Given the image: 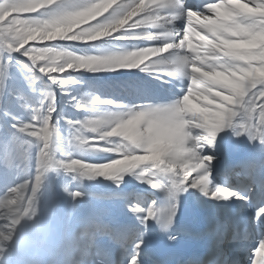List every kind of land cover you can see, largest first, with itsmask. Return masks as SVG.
I'll return each instance as SVG.
<instances>
[{
  "label": "rangeland",
  "instance_id": "374dc122",
  "mask_svg": "<svg viewBox=\"0 0 264 264\" xmlns=\"http://www.w3.org/2000/svg\"><path fill=\"white\" fill-rule=\"evenodd\" d=\"M181 3L184 9L202 8L193 7L192 0ZM212 5L222 12L205 13L210 19L231 23L238 12L246 19L219 31L207 27L206 21L211 20L202 19L200 24L189 18L186 23L185 16L176 25L187 34L185 44L196 46H186L185 53L187 63L194 55L200 57L192 65L200 80L210 82L203 74L216 70L229 76L222 82L211 80L216 87L194 82L193 91L199 97L196 104L204 107L208 100V109L212 110L200 113L201 117L223 119L219 133L237 136L226 120L229 111L237 108L221 101L229 95L224 89L243 90L246 101H260L264 89V0H233L232 4L219 0ZM56 9L66 11L57 14ZM120 9L125 11L117 15ZM147 11L146 4L139 0H0V264L20 225L29 219L46 220L55 227L53 230L62 233L59 237L69 244L64 247H68L71 258L73 249H80L82 244L88 246L86 255L91 253L96 236L104 230L101 219L105 207L107 212L110 207L122 215L125 211L134 213L136 206L146 209V198L136 194L144 184L124 163L147 153L145 145L151 137L141 129H133L135 133L124 130L134 127L129 121H135L132 116L144 109L143 105L158 102L166 94L172 97L163 100L173 103L184 96L185 87L193 86L188 84L185 67L178 68V81H170L162 75L164 64L155 62L156 57L148 53L145 39L157 27L151 26L153 31L141 23L140 13ZM40 32L51 37L39 38ZM225 40L242 45L237 61L229 57L234 47ZM25 46L28 57L18 51ZM36 109L39 113L34 115ZM21 121L22 132L18 127ZM194 130L196 137L206 131L197 126ZM216 149L215 144L202 151L215 157ZM25 156L32 158V177ZM52 159L54 170L49 171L47 163ZM108 169L116 170L108 180L112 184L96 179ZM213 173L219 172L215 168ZM102 186L114 188V192H104ZM77 192L81 193L79 197ZM156 195L152 191L148 197ZM52 219H57L59 228ZM76 228L80 236L74 238ZM134 235L133 228L130 239ZM254 247L260 256L264 248L259 242Z\"/></svg>",
  "mask_w": 264,
  "mask_h": 264
},
{
  "label": "bare ground",
  "instance_id": "6f19581e",
  "mask_svg": "<svg viewBox=\"0 0 264 264\" xmlns=\"http://www.w3.org/2000/svg\"><path fill=\"white\" fill-rule=\"evenodd\" d=\"M139 1H143L148 7V9L153 4L156 3V0H139ZM229 1H230V4H232L233 0H229ZM233 4H236V3L233 2ZM242 6H245V5H242ZM201 7L203 8V6ZM209 8L212 9V14H217L218 11L222 12L217 5L211 4L209 5ZM161 15H166V13H161ZM188 15H189V18L196 19L197 21H199L200 24L203 23L202 19L211 20V21H206V25L208 28H212L216 30L215 26L217 25V22H218L217 20L210 19L207 16L199 17V16H196V14H193V12H190ZM183 17H184L183 15H180L172 22H169L168 24H165L163 26L158 24L155 21V19L150 16L143 15L140 18L141 23L149 25L148 28L150 30H153V31L155 30L154 27H151V26L157 27L156 30L154 31V34L149 33V36L146 37L145 43L148 45V48L146 49L149 54H152L153 57H156L155 62L158 61V64H161V63L164 64L166 70H164L162 75L166 77H170V81H171V78L174 81H178L177 80L178 78H176V76L178 75V71H177L178 68L182 66L185 67V65L187 64L189 60L187 59L185 60L184 63L181 64V63H178L176 59L170 58L169 55L174 51H178L180 54L186 55L185 53L186 46L191 47L192 49L194 48L196 49L195 45L189 46L185 44L186 42L185 38L187 34L186 33L182 34L181 31L178 29V28H181L182 26L176 25L177 23L178 24L182 23L179 20H181L180 18H183ZM219 21H223V20H219ZM177 30L180 31L178 35L176 33ZM166 33L171 34L172 37L169 39H166L165 37ZM157 35H160V36H157ZM158 38H160V40H158ZM170 39L175 41L173 45L180 44L181 40L183 41V43L181 44L178 50L169 49L167 52L160 54V51H164L161 49V47L163 46L164 43L169 42ZM225 41H226L225 43L227 44L230 43V41L229 43L227 40ZM244 45L247 46L246 44ZM232 46L234 47V49L232 51V54H229L230 56L229 55L228 56L232 57L234 60L237 61L238 60L237 57H239L240 55L238 50L242 47V45L236 44ZM204 66H207V65H204ZM203 75L205 76L204 78L210 79V82L211 80H214L215 82L217 81L222 82L225 79H229V76H226L219 70H216L214 74L207 73L205 75L204 73ZM230 81L231 80H229V82ZM196 82L200 86L203 84L201 80L200 81L196 80ZM194 84L195 83H193V86H191L192 87L191 89H189L188 87H185L184 96H180L176 98V100L173 103L167 102V104L165 103L157 104V102H155L153 104L151 103L150 105H143L144 109H142L139 112H143L144 116L138 120L131 122V124L134 127H128V128H125L124 130L126 132L132 133L134 132L133 129H141L146 134L150 135L151 139H148V142L145 145L146 146L145 149H147L148 152L140 155L135 160L130 159L126 161L124 163V167L127 170H129V172L131 171L137 172L136 179L139 182L144 184V186H142V188L139 190L146 192V195H150L152 191H156L157 195H161L164 207L168 206V204L171 201V198L167 195V191H166L167 186H169L171 183L168 180L167 175L163 173L160 174L158 178V186H153L149 184L147 180L149 178H154L157 172H163V170L165 169H174L176 167V162H175L173 153L176 152L177 150L183 151L187 148L192 147V142L196 138V135L193 133L195 131L194 126L201 127V125H206L208 128H212V127H215L217 124L221 123L219 119H215V118L208 119L206 117H201L200 113L208 114L212 110L210 111L208 109V106L210 105L208 100L205 102L206 106L204 107H200L198 104H196V102L199 101V97L197 95L198 92L196 93L193 91ZM171 95L170 97H172ZM222 135L223 134L218 133L216 137V141H215V144L217 145V148L219 149L218 154L220 155V157H225V158L233 157L234 159L241 158L243 159V162H248L249 157L255 156L254 162H255L256 169L261 167L260 160L264 158V146L259 145L258 138L255 140H252V139H249L248 135L247 136L242 135L239 140L234 141L235 145L233 146V148L230 151L227 149L226 153H224L223 152L224 138ZM238 143H240L241 145L237 147ZM216 152H217V149H216ZM217 160H219L218 166L221 167L224 164V161L223 160L221 161L220 159H217ZM53 162H54V159L50 160V162L47 163V165L49 166L48 168L49 171L54 170ZM135 162L138 163L139 168L137 167ZM128 164H132V166H128ZM143 165H147V168L142 167ZM134 168H136L137 170H135ZM221 169H224V168L221 167ZM216 171L218 172L217 169ZM115 172L116 170H113V169L105 170L100 175L96 176V179H102L103 181H108L114 175ZM213 174H214L213 169H210L209 188L214 190V187L217 185L226 187L228 190L238 192L242 195L247 196L248 200L241 199L238 197H213L210 195V193H206L205 191L201 190L200 187H188L186 188L184 192L178 193L176 196L175 202L178 205V210L176 211L173 217L172 223L168 227V234H171L172 230H175L174 226H175L176 220L179 217L178 213H179L180 208H186L187 210H189L190 214L195 209H202L203 211L210 213L213 216V218L217 220L216 224L218 226V229H220V227L223 225V222H225L228 217L234 218V217L243 215V218H245L246 215H250L251 213L256 212V209L254 208V204L258 199V196H257L258 193H254V194L244 193L243 189L240 188V186L227 187L225 185V184H228L227 180H225L224 178H219V180L222 182H216L215 180H213L214 179ZM195 175H196L195 173H192L189 178L193 179L195 178ZM108 182L110 184L113 183V182L111 183L110 181ZM102 189L104 192H108V193L110 191L114 192V188L107 189L102 186ZM125 192L126 191H123L122 193L124 196H126ZM113 194L115 193H112L111 195ZM154 201H155L154 196L151 198L150 197L148 198L149 207L157 208L156 207L157 205ZM145 214L146 212L144 210L140 212L134 211V213L132 212V214L127 213V215L132 220V222L136 223L135 227L139 226V230H138L139 235H138L137 240L142 239L143 243H146L148 241L150 231L152 229L156 230L158 226L156 218H151V219H148L146 222H142ZM27 225H29L26 231L27 233L31 234V231L35 227H37V232L42 233L45 238L48 237V234H47L48 231H46V228L48 227L55 228L51 226L50 222L46 220L43 222V221H39L38 219L36 220L29 219L20 226H27ZM106 227L109 228V231H111V234L110 236L105 238L102 241V243L100 242V248L93 258V261L95 264H108V261L114 258V254L109 253V254L104 255L103 249H107L108 251H112L116 253L119 252L121 236L117 237L118 235L117 229L119 227H122V231H123V227H124L123 224L118 219H112L107 223ZM232 237L233 235L231 233L227 236V238H230V239ZM225 238L226 237H223L222 239H220V241L222 242ZM242 241H243V249H246L248 245L251 244L252 247L250 250H254L255 252L257 251V247H254V244L255 242H259V241L255 240L254 242L253 241L251 242V241H247V239H242ZM230 244H234V243H230ZM173 246H174L173 241H168L165 244L164 251L166 255L170 254ZM225 247H227V245H225ZM245 253H248L247 249L245 250ZM136 254H137V249L134 248L133 256ZM37 255L46 256L47 258L46 262L42 263L39 260L35 259V256ZM48 255L49 254H48L47 248H45L44 246L40 245L37 242L32 241L31 239H28L27 234H24L23 238L21 239V241H19V243L11 245L10 250L7 252L6 257L2 261V264H28L30 260H37L39 264H49L50 261L53 264H60V262L54 257L48 259ZM101 255L105 256L106 261L104 263L101 262L102 260ZM259 257H262V264H264V249L261 250ZM130 259L127 261L126 264H129Z\"/></svg>",
  "mask_w": 264,
  "mask_h": 264
},
{
  "label": "snow or ice",
  "instance_id": "6c2138e0",
  "mask_svg": "<svg viewBox=\"0 0 264 264\" xmlns=\"http://www.w3.org/2000/svg\"><path fill=\"white\" fill-rule=\"evenodd\" d=\"M214 3H206L201 10H193L191 8L185 10L181 0H156V3L153 4L147 12L140 13L144 16H150L155 19V21L160 24H168L175 20L178 16L183 15L186 18V23L189 19V13L195 12L199 13L201 16H208L205 13H212L209 5ZM57 14L65 12L63 9L54 10ZM161 13H166V15H161ZM246 19L243 13H237L236 19H234L231 23H226L224 21H218L216 30H229L232 27H235L238 23H242ZM5 23H8L6 20ZM166 39L171 38V34H165ZM26 49L22 48L18 51L22 52L25 57ZM171 49V48H170ZM167 51H160L161 53H165ZM173 54V52L171 53ZM170 56V55H169ZM178 63H184L185 60L181 58L176 59ZM128 67H132L133 65L129 64ZM28 67V66H26ZM32 77L28 73V82L31 84ZM75 103V101H73ZM39 113V109L34 111V115ZM144 116L143 112H137L132 116V120H138ZM238 118V119H236ZM227 126L234 127L235 134L237 136L242 133H246L249 139L255 140L259 139L261 142H264V89L260 91V101L258 102L255 99H250V101L242 108H238L235 111L230 110L229 115L226 118ZM234 120L236 123L234 124ZM132 121H129L131 123ZM19 131L22 132L24 127V122H20ZM202 128H205V133L197 136L193 142L192 147L187 148L183 151L177 150L173 153L176 167L174 169H165L163 172H157L154 178H149L147 182L153 186H158V178L160 174H166L168 180L171 182L169 186H167L166 191L167 195L171 198L170 203L165 208H155L149 207L146 210V214L143 217L142 222H146L148 219L156 218L160 222V226L163 229H167L169 225L173 221V217L177 211V203L176 196L178 193L184 192L188 187H200L201 190L206 193H210L213 197H238L241 199L248 200V197L242 195L238 192H234L228 190L226 187L215 186L214 190L209 188L210 181V162L206 159L207 155L204 154L202 149L204 147H214L215 139L217 134L220 132V129L224 127L223 119L222 122L217 124L215 127L208 128L206 125H201ZM12 143L15 145L16 138H13ZM7 154V152L5 153ZM4 154V155H5ZM212 160L214 157L210 155ZM195 173V178L190 179V175ZM81 193L77 192L76 197H79ZM133 211L140 212L143 211L139 206L133 208ZM257 219L264 220V205H260L257 208ZM143 243V240H137L135 244V248L137 249V253L140 245ZM260 248H264V233H261V238L259 240ZM129 264H139L138 254L132 256Z\"/></svg>",
  "mask_w": 264,
  "mask_h": 264
},
{
  "label": "clouds",
  "instance_id": "9594fccd",
  "mask_svg": "<svg viewBox=\"0 0 264 264\" xmlns=\"http://www.w3.org/2000/svg\"><path fill=\"white\" fill-rule=\"evenodd\" d=\"M5 6H7V5H5ZM124 11H125V9H120L119 12L117 13V15L122 14ZM186 26L184 28H186ZM179 32H180L179 30L176 31L177 35L179 34ZM50 37H51L50 33H47V32H40L39 33V38L48 39ZM182 43H183L182 40H181L180 44H176V45H173L169 42H166L163 44L161 49L164 51H168L170 48L178 50ZM169 57L173 58V59H177L178 57L181 59H184V60L188 59V57L186 55H182L178 51H174L173 54H170ZM199 59H200V57L194 55L191 58V61L185 65V75L189 78V83H188L189 86H191V84L194 83L197 79H201V77L197 75L198 70L195 67H192V65L195 64ZM206 74L207 73H205V75ZM201 82L207 84L208 87H216L217 86V85H215L209 81L201 80ZM224 91L228 92L229 95L224 96V98L221 102L222 103L227 102L228 104H230L231 106H233L237 109L244 107L250 101V99L247 101L244 99L246 92L243 90L224 89ZM132 150L135 151V149H132ZM132 159H136V158H132ZM206 159H208L209 162L212 161V158L210 155H207ZM142 167L147 168V165H143ZM177 210H178V205H177ZM172 238H174V237H170V239H172Z\"/></svg>",
  "mask_w": 264,
  "mask_h": 264
}]
</instances>
